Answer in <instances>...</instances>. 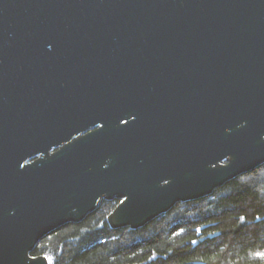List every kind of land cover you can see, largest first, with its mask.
Instances as JSON below:
<instances>
[{
  "label": "water",
  "instance_id": "95a60500",
  "mask_svg": "<svg viewBox=\"0 0 264 264\" xmlns=\"http://www.w3.org/2000/svg\"><path fill=\"white\" fill-rule=\"evenodd\" d=\"M264 164V0H0V264L119 200L143 227Z\"/></svg>",
  "mask_w": 264,
  "mask_h": 264
},
{
  "label": "trees",
  "instance_id": "16d2710c",
  "mask_svg": "<svg viewBox=\"0 0 264 264\" xmlns=\"http://www.w3.org/2000/svg\"><path fill=\"white\" fill-rule=\"evenodd\" d=\"M118 202L63 225L32 254L49 264H264V164L138 229L109 225Z\"/></svg>",
  "mask_w": 264,
  "mask_h": 264
},
{
  "label": "snow or ice",
  "instance_id": "6c2138e0",
  "mask_svg": "<svg viewBox=\"0 0 264 264\" xmlns=\"http://www.w3.org/2000/svg\"><path fill=\"white\" fill-rule=\"evenodd\" d=\"M243 219H244V218L241 217V220H243ZM257 255H260V256L264 257V253H257Z\"/></svg>",
  "mask_w": 264,
  "mask_h": 264
},
{
  "label": "flooded vegetation",
  "instance_id": "af4514ba",
  "mask_svg": "<svg viewBox=\"0 0 264 264\" xmlns=\"http://www.w3.org/2000/svg\"><path fill=\"white\" fill-rule=\"evenodd\" d=\"M118 203H119V202H118ZM118 203H117V204H118Z\"/></svg>",
  "mask_w": 264,
  "mask_h": 264
}]
</instances>
